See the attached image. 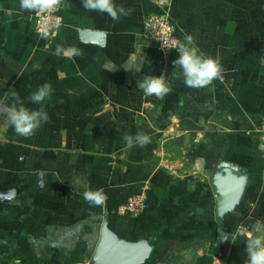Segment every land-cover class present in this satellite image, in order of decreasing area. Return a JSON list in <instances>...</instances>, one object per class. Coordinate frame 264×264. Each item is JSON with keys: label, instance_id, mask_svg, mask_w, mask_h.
Returning a JSON list of instances; mask_svg holds the SVG:
<instances>
[{"label": "crops", "instance_id": "1", "mask_svg": "<svg viewBox=\"0 0 264 264\" xmlns=\"http://www.w3.org/2000/svg\"><path fill=\"white\" fill-rule=\"evenodd\" d=\"M114 3L131 14L113 21L66 0L45 40L20 0H0V100L15 91L49 115L30 138L0 117V264L89 261L104 222L146 251L133 264H245L240 232L264 233V0H170L177 45L191 35L223 67V80L203 89L185 86L176 49L165 59L145 42L142 20L156 4ZM81 30L98 35L83 41ZM57 44L82 55L57 57ZM150 75L171 87L163 99L136 88ZM44 83L51 98L32 104ZM138 132L151 143L125 149L123 137ZM224 168L241 191L218 224L211 181ZM85 190H101L105 203L90 205ZM140 192L144 208L125 212Z\"/></svg>", "mask_w": 264, "mask_h": 264}, {"label": "clouds", "instance_id": "2", "mask_svg": "<svg viewBox=\"0 0 264 264\" xmlns=\"http://www.w3.org/2000/svg\"><path fill=\"white\" fill-rule=\"evenodd\" d=\"M82 5L86 11L107 14L113 21H118L121 16L131 14V9L116 5L114 0H82ZM19 6L25 12L34 13L41 17L42 23L38 30L41 39H48L50 33L60 27L59 18H53L51 14L63 6V0H20ZM163 47L175 48L178 51V59L174 60L173 64L176 69L179 68L182 71L186 87L203 89L215 80H223V67L219 60L204 55L193 46L191 35H186L184 42L175 47H169L167 44ZM53 55L71 59L82 55V50L75 46L64 47L57 44ZM136 88L142 90L145 96H155L158 99H163L172 91L163 75L159 77L145 76L142 80H138ZM9 92L11 103L7 102V97L0 100V117H3L7 125L14 129L16 135L30 138L43 123L49 120V115L42 108H27L17 92ZM52 92L51 85L44 83L31 93L28 100L32 104H42L46 99L51 98ZM123 140L125 142L124 147L127 150L134 147L144 148L151 143L150 137L140 132L136 133L135 136L125 135ZM260 149L264 151V144L260 145ZM83 198L92 206H102L106 201V195L101 190H85ZM240 235H246V248L244 250L247 260L245 264H264V233L253 234L249 232L245 234L241 231ZM225 239H227V236Z\"/></svg>", "mask_w": 264, "mask_h": 264}, {"label": "water", "instance_id": "3", "mask_svg": "<svg viewBox=\"0 0 264 264\" xmlns=\"http://www.w3.org/2000/svg\"><path fill=\"white\" fill-rule=\"evenodd\" d=\"M80 34L83 41H88L90 37L98 35V32L81 30ZM211 187L215 197V218L219 224L223 214L234 205L241 191L239 176L229 168H224L214 176ZM100 229L99 240L89 258L90 264H133L143 259L146 251L141 246L124 245L115 240L110 235L106 222Z\"/></svg>", "mask_w": 264, "mask_h": 264}, {"label": "built area", "instance_id": "4", "mask_svg": "<svg viewBox=\"0 0 264 264\" xmlns=\"http://www.w3.org/2000/svg\"><path fill=\"white\" fill-rule=\"evenodd\" d=\"M158 6V11L147 14L143 21L142 36L148 44L155 46L162 54L165 59L171 55L175 48H164L167 44L169 47H175L177 45L173 34L175 31V23L171 20L169 13L170 0H151ZM66 0H63V6L51 14L53 18H59V24L62 23L61 9L64 7ZM34 27L38 32L39 27L42 23L41 17L34 14ZM59 29V28H58ZM58 29L53 30L50 33V37L47 40L54 38L58 32ZM259 133L264 136V115L262 116ZM146 193L140 192L130 196L123 206V210L129 213H138L146 205ZM78 264H90L89 261H83Z\"/></svg>", "mask_w": 264, "mask_h": 264}]
</instances>
